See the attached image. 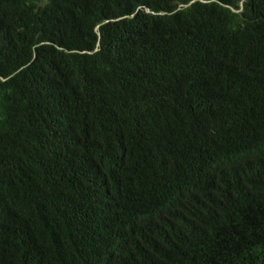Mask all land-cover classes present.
<instances>
[{
	"label": "trees",
	"instance_id": "16d2710c",
	"mask_svg": "<svg viewBox=\"0 0 264 264\" xmlns=\"http://www.w3.org/2000/svg\"><path fill=\"white\" fill-rule=\"evenodd\" d=\"M0 264H264V0H0Z\"/></svg>",
	"mask_w": 264,
	"mask_h": 264
}]
</instances>
